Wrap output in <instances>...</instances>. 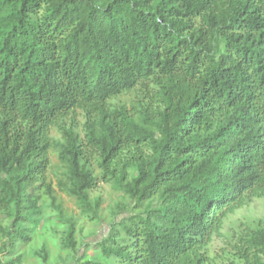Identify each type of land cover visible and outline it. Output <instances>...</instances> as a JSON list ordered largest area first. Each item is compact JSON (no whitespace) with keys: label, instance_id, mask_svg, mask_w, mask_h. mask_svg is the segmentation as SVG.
Masks as SVG:
<instances>
[{"label":"trees","instance_id":"16d2710c","mask_svg":"<svg viewBox=\"0 0 264 264\" xmlns=\"http://www.w3.org/2000/svg\"><path fill=\"white\" fill-rule=\"evenodd\" d=\"M52 148L90 219L99 182L127 198L81 256L68 221L72 264H206L224 217L264 196V0H0V264L45 221L40 189L56 202ZM247 242L264 264V227Z\"/></svg>","mask_w":264,"mask_h":264},{"label":"rangeland","instance_id":"374dc122","mask_svg":"<svg viewBox=\"0 0 264 264\" xmlns=\"http://www.w3.org/2000/svg\"><path fill=\"white\" fill-rule=\"evenodd\" d=\"M137 99V91L133 90L121 95L116 101L132 107ZM75 116L78 124L82 125L85 122L82 110H77ZM51 136L54 139L61 138L56 128L52 129ZM49 159L47 182L52 184L56 202L52 205L45 188L40 189L45 221L42 222L33 239L17 250L18 254L23 255L21 264H44L37 255L43 247L48 250V264H72L76 253L63 249L61 245L68 221H73L76 225L75 238L79 251L77 255L81 256L86 243L98 241L107 232L109 222L115 217H121L122 212L119 211V206L127 202L123 192L112 184L99 182L97 188L91 191V198L101 200L100 219H90L80 208L76 198L66 193L60 185L66 178V168L61 164L56 148L51 149ZM96 173H99L98 168ZM8 223L9 218L0 212V249L8 239L2 231ZM262 227H264V196L250 197L242 207L227 214L219 230L212 235L211 241L205 248L206 264H249L245 254L250 262H254L255 250L252 249L247 253V240L252 232ZM91 252L89 249L88 253ZM5 255V253L0 254L2 259Z\"/></svg>","mask_w":264,"mask_h":264}]
</instances>
